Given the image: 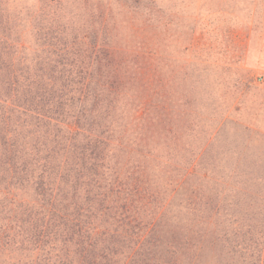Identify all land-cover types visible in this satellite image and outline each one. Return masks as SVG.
Instances as JSON below:
<instances>
[{"label":"trees","instance_id":"obj_1","mask_svg":"<svg viewBox=\"0 0 264 264\" xmlns=\"http://www.w3.org/2000/svg\"><path fill=\"white\" fill-rule=\"evenodd\" d=\"M45 28L30 59L0 15V264H264L263 195L235 204L250 217L193 194L171 216L185 180L150 189L142 71Z\"/></svg>","mask_w":264,"mask_h":264},{"label":"rangeland","instance_id":"obj_2","mask_svg":"<svg viewBox=\"0 0 264 264\" xmlns=\"http://www.w3.org/2000/svg\"><path fill=\"white\" fill-rule=\"evenodd\" d=\"M1 14L30 59L50 23L77 39L92 31L142 71L150 189L170 197L185 180L171 216L184 218L178 203L192 194L231 205L220 217H250L235 204L251 191L264 200V0H0Z\"/></svg>","mask_w":264,"mask_h":264},{"label":"built area","instance_id":"obj_3","mask_svg":"<svg viewBox=\"0 0 264 264\" xmlns=\"http://www.w3.org/2000/svg\"><path fill=\"white\" fill-rule=\"evenodd\" d=\"M263 82H264V80H263Z\"/></svg>","mask_w":264,"mask_h":264}]
</instances>
